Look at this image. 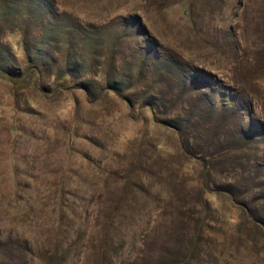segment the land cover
<instances>
[{
  "label": "rangeland",
  "instance_id": "rangeland-1",
  "mask_svg": "<svg viewBox=\"0 0 264 264\" xmlns=\"http://www.w3.org/2000/svg\"><path fill=\"white\" fill-rule=\"evenodd\" d=\"M228 2L51 0V15L48 4L39 15L45 20L30 29L34 54L26 53L22 31L0 42V54L8 42L15 54L9 69H0V264H264V229L237 211L243 204L264 220V134L246 140L242 177L211 175L212 186L224 192L206 193L216 208L206 216L199 201L202 166L186 157L177 133L154 123L140 103L131 109L127 99L106 95L104 79L93 80L94 72L107 70L124 83L136 80L130 98H142L169 55L178 77V70L211 74L239 90L264 123V0ZM64 12L94 27L90 45L77 40L67 47L58 28L48 41L45 33ZM147 38L154 42L143 64L138 52ZM35 55L43 61L39 79L29 71ZM66 72L73 75L63 85ZM208 87H195L192 97L210 94ZM247 121V115L228 117L225 143ZM75 130L81 137L72 136ZM17 180L32 188L19 189ZM60 185L80 194L66 196L65 203H75L73 215L56 213L63 208L50 192ZM25 193L32 206L15 208V194ZM189 208L191 217L184 215ZM202 220L213 229L200 239Z\"/></svg>",
  "mask_w": 264,
  "mask_h": 264
},
{
  "label": "trees",
  "instance_id": "trees-1",
  "mask_svg": "<svg viewBox=\"0 0 264 264\" xmlns=\"http://www.w3.org/2000/svg\"><path fill=\"white\" fill-rule=\"evenodd\" d=\"M36 1H40L39 4H36ZM50 1L51 0H0V42L5 40L8 34H12L16 30L22 31L24 35L23 45L26 53L34 54L33 51L38 50V48L29 40L30 29L33 30V28L39 24V21L43 22V20H45V17L39 19V15L40 12L47 9L46 6L50 4ZM221 1L223 2L225 0ZM227 2L228 0H226V3ZM18 3H26V7L19 10V8L15 7V4ZM262 5L264 6V2ZM192 7L193 6H190L189 4V8L191 9ZM50 12L51 4L49 10L46 12L48 13L47 15H51ZM193 14L194 12L191 11L190 17H193ZM75 18V21L68 19L67 13L64 12L62 16L58 18V21H60L59 26L55 25L54 28H49L51 32L45 33L46 37H49L48 41L52 37V31H57L59 29L61 36L63 37L61 42L66 43L67 47H75L78 42H85L84 45H86V43L90 45L94 33L88 28L94 27L86 23L84 20H79L77 17ZM136 18L137 16L130 17L127 20L133 22L136 21ZM139 23L141 24L140 18ZM73 40H75L76 43L73 42ZM152 40V38H147L148 43L142 48L140 54L138 52V59L140 57L143 64L147 61L151 46L149 42H154ZM75 53L76 51L71 53V55ZM93 54H98V50H94ZM13 59H15V54L9 42L4 44V46L2 45L0 69H5L7 71ZM161 60L162 70H157V75L155 76L158 80L153 81L154 84L147 88L148 90L142 98L135 100L131 99L132 97L130 98L129 91L137 85L138 81L136 80L133 81L129 78L128 82L124 83V80H120V76L118 77L117 74H112L108 70L107 72H94L93 80L101 82V80L104 79L103 81L106 82L108 87L106 95L114 92L121 98L127 99L131 109H135L140 103V107L150 109L154 123L167 127L177 133L180 139V147L186 157L199 161L202 166L201 173L205 180L199 186V201L202 207L201 212H204L207 216L208 211H215L216 208L215 205L210 202V199L205 196L206 193L209 192L212 195H218L224 192L221 187L218 188L212 186L210 182L211 175H227L230 179L242 177L245 173L244 166L246 160L241 154H244L245 150L249 147L246 140H249V138H252L253 136L257 137L258 135H263L264 123L257 117L253 116L252 104L246 102L244 95L240 93L239 90L229 87L218 79H215L211 74L205 73L202 70H178V72H180L178 77V74L176 73L177 71L169 70L173 65L172 62L176 60L169 55L161 57ZM42 65L43 61L41 60V57L37 56L32 69L29 70L32 74L37 76L38 79L42 77ZM139 73L141 74V71H139ZM71 75H73L71 72H66L62 75L63 85H65L64 83L67 81V77ZM161 82H166V85L160 87L159 84ZM83 85H85L84 87L87 93L92 92L90 82ZM205 85L209 86L208 89L210 94H206V92L203 94V92L198 91V98H193L192 93L194 92L195 87L204 89ZM128 94L129 98L126 96ZM169 97L171 101L170 104L167 103ZM201 97H203L202 100ZM233 115L242 118H245L247 115L248 121L240 125L236 130H232L234 131L232 133L234 136V142L225 143V140L230 133L227 118ZM72 136L81 137V134L75 130ZM161 146L160 143L156 146L158 153L157 156H160L161 154L159 149ZM235 154H238V156L233 157ZM25 174L36 179V175L31 172H25ZM16 183L19 189L21 187L27 189L32 188L31 184L23 185L18 180ZM139 189L140 191L143 190L141 187H139ZM36 192H38V188L32 192L31 196ZM50 194L55 198L57 203H61L63 208L62 210L57 208L56 213H63L66 211L70 213V215L74 214L76 210L74 201L69 200V203H65V200L68 201L66 196L72 195L78 197L80 195L72 186L60 185L56 190L50 192ZM15 196V208L25 207L26 205L32 206L30 203L32 198L28 193L15 194ZM231 196L234 197L233 194H231ZM238 206L237 211L248 216L250 222L255 226L254 228L258 230L264 229L263 218H260L252 208H250L251 212H247L248 209L243 204H239ZM24 210L26 209L22 208L19 212L23 213ZM185 213L187 217H191V215H194V210L189 208L187 211H184V215ZM112 221L114 222L115 220ZM204 221L202 220L201 223H199V226H197L200 239V233L202 235L204 232L206 233L207 227L213 229L210 224H205ZM232 227L239 228L236 222L232 223ZM202 241L205 242L207 246L213 243L211 240L202 239ZM24 242L27 245L26 249H29L28 243L30 241L26 240ZM1 258L0 255V260L2 261Z\"/></svg>",
  "mask_w": 264,
  "mask_h": 264
}]
</instances>
